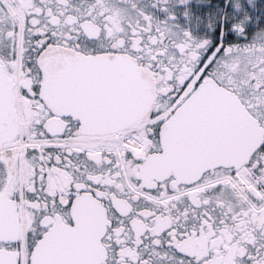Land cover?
<instances>
[{"label": "snow or ice", "instance_id": "6c2138e0", "mask_svg": "<svg viewBox=\"0 0 264 264\" xmlns=\"http://www.w3.org/2000/svg\"><path fill=\"white\" fill-rule=\"evenodd\" d=\"M253 7L0 0V264H264Z\"/></svg>", "mask_w": 264, "mask_h": 264}, {"label": "flooded vegetation", "instance_id": "af4514ba", "mask_svg": "<svg viewBox=\"0 0 264 264\" xmlns=\"http://www.w3.org/2000/svg\"><path fill=\"white\" fill-rule=\"evenodd\" d=\"M253 4V8L249 9L250 13L253 16V21L255 24V21H257L260 17L264 16V0H251ZM245 7L247 8V4H245ZM200 32L211 36V32L208 31L206 28H204L203 25H201V28L199 30Z\"/></svg>", "mask_w": 264, "mask_h": 264}]
</instances>
